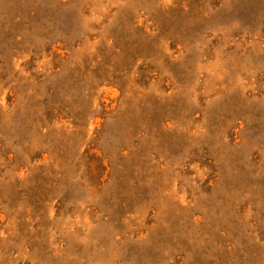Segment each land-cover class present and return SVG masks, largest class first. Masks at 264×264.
<instances>
[{
  "label": "rangeland",
  "instance_id": "1",
  "mask_svg": "<svg viewBox=\"0 0 264 264\" xmlns=\"http://www.w3.org/2000/svg\"><path fill=\"white\" fill-rule=\"evenodd\" d=\"M0 264H264V0H0Z\"/></svg>",
  "mask_w": 264,
  "mask_h": 264
}]
</instances>
